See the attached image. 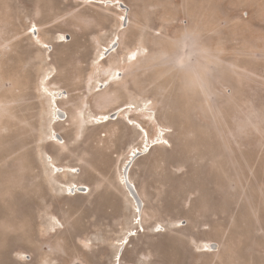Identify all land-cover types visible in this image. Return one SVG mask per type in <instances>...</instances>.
<instances>
[{
    "label": "rangeland",
    "instance_id": "1",
    "mask_svg": "<svg viewBox=\"0 0 264 264\" xmlns=\"http://www.w3.org/2000/svg\"><path fill=\"white\" fill-rule=\"evenodd\" d=\"M0 264H264V0H0Z\"/></svg>",
    "mask_w": 264,
    "mask_h": 264
},
{
    "label": "bare ground",
    "instance_id": "2",
    "mask_svg": "<svg viewBox=\"0 0 264 264\" xmlns=\"http://www.w3.org/2000/svg\"><path fill=\"white\" fill-rule=\"evenodd\" d=\"M125 9V8H124ZM116 45L117 44H115V46H113V48H112V51H114L115 49H117L116 48ZM119 113V114H118ZM121 114V111H118L117 112V115H120ZM112 117V116H111ZM110 120V118L108 117V116H106L105 117V121L106 122H108ZM130 124L131 125H133V124H135L132 120H130ZM138 128H139V130H141L143 133H145V135L147 136L148 135V133H147V131L142 127V126H140L139 124H138ZM163 136V135H162ZM57 139H58V137H57ZM57 139H55L56 141H58ZM63 142V141H62ZM162 143H165V141H163ZM150 144V143H149ZM149 144H147L146 146H144L142 149H138V150H136L132 155H131V157H130V159L127 161V163H126V167L129 165V162H130V160H131V158L133 157V156H135L137 153H146L149 149H150V146H149ZM152 146V145H151ZM133 161H134V158H133ZM132 162V161H131ZM133 163V162H132ZM136 163V162H135ZM135 165V164H134ZM130 166L131 165H129V167H128V169H126V170H128V171H130V172H128L127 171V176L125 175H122V179H123V183H124V185H127L128 186V188H129V190H130V197H132L133 199H134V202H135V209H136V221H137V223L139 224V222L141 221V219H142V214H141V209H140V207H141V205L143 204V199H141L140 198V196L139 195H137V188H136V186H135V184H133L132 183V181H131V179H130V177H131V173H132V170H133V166H132V168H131V170H130ZM58 170H62V169H58ZM125 173V172H124ZM128 173H129V180H128ZM79 186V185H78ZM76 188H78V187H76ZM86 191V188H82V192L83 191ZM132 191H135V193H136V195L137 196H139V200H137L136 199V197L133 195V193H132ZM127 240H128V237H126L125 238V242L122 244V246L123 245H125V243L127 242ZM124 248V247H123ZM123 248H121L120 247V249H119V252H118V255H117V257H118V259H119V254H120V251H121V249H123Z\"/></svg>",
    "mask_w": 264,
    "mask_h": 264
},
{
    "label": "water",
    "instance_id": "3",
    "mask_svg": "<svg viewBox=\"0 0 264 264\" xmlns=\"http://www.w3.org/2000/svg\"><path fill=\"white\" fill-rule=\"evenodd\" d=\"M132 193H133V195L136 197V199L139 200V198H138V196L136 195L135 191H132ZM162 245H166V244L162 243ZM122 254H123V249L120 251L119 258H121Z\"/></svg>",
    "mask_w": 264,
    "mask_h": 264
},
{
    "label": "crops",
    "instance_id": "4",
    "mask_svg": "<svg viewBox=\"0 0 264 264\" xmlns=\"http://www.w3.org/2000/svg\"><path fill=\"white\" fill-rule=\"evenodd\" d=\"M142 205H143V207L145 206L144 200H143V204Z\"/></svg>",
    "mask_w": 264,
    "mask_h": 264
}]
</instances>
